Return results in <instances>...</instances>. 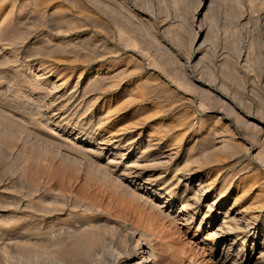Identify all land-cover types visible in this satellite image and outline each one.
I'll use <instances>...</instances> for the list:
<instances>
[{"label": "rangeland", "instance_id": "1", "mask_svg": "<svg viewBox=\"0 0 264 264\" xmlns=\"http://www.w3.org/2000/svg\"><path fill=\"white\" fill-rule=\"evenodd\" d=\"M146 257L264 264V0H0V264Z\"/></svg>", "mask_w": 264, "mask_h": 264}, {"label": "bare ground", "instance_id": "2", "mask_svg": "<svg viewBox=\"0 0 264 264\" xmlns=\"http://www.w3.org/2000/svg\"><path fill=\"white\" fill-rule=\"evenodd\" d=\"M127 170V169H126ZM146 184V183H145ZM217 201V200H216ZM219 212V211H218ZM222 213V212H221ZM220 213V214H221ZM226 213V212H225ZM228 213V212H227ZM223 214V213H222ZM237 216V215H236ZM180 217V216H179ZM222 219H223V217H222ZM263 240V239H262ZM143 249V248H142ZM145 254H146V252H145ZM152 258V257H151ZM151 258H149V257H146L143 261H142V263L141 264H156L155 262H154V260L153 259H151ZM154 258V257H153ZM216 259V258H215ZM218 259H219V257H218ZM221 260H223L222 258H220ZM251 261V260H250ZM246 263V262H245ZM215 264H216V262H215Z\"/></svg>", "mask_w": 264, "mask_h": 264}]
</instances>
